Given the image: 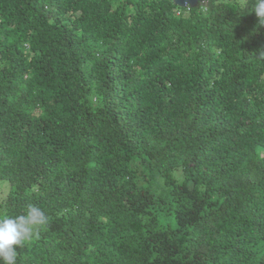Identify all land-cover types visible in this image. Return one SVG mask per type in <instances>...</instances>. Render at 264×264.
<instances>
[{
	"label": "trees",
	"instance_id": "16d2710c",
	"mask_svg": "<svg viewBox=\"0 0 264 264\" xmlns=\"http://www.w3.org/2000/svg\"><path fill=\"white\" fill-rule=\"evenodd\" d=\"M258 22L242 0H0V215L49 218L17 264H264Z\"/></svg>",
	"mask_w": 264,
	"mask_h": 264
},
{
	"label": "clouds",
	"instance_id": "9594fccd",
	"mask_svg": "<svg viewBox=\"0 0 264 264\" xmlns=\"http://www.w3.org/2000/svg\"><path fill=\"white\" fill-rule=\"evenodd\" d=\"M242 3L243 9L251 5L259 18L257 27L264 25V0H242ZM48 219L34 204H28L22 214L0 215V264H17L18 252L14 246L22 247L34 241L48 224Z\"/></svg>",
	"mask_w": 264,
	"mask_h": 264
},
{
	"label": "water",
	"instance_id": "95a60500",
	"mask_svg": "<svg viewBox=\"0 0 264 264\" xmlns=\"http://www.w3.org/2000/svg\"><path fill=\"white\" fill-rule=\"evenodd\" d=\"M204 0H174V2L180 7H197Z\"/></svg>",
	"mask_w": 264,
	"mask_h": 264
},
{
	"label": "rangeland",
	"instance_id": "374dc122",
	"mask_svg": "<svg viewBox=\"0 0 264 264\" xmlns=\"http://www.w3.org/2000/svg\"><path fill=\"white\" fill-rule=\"evenodd\" d=\"M7 188H8V187L5 185V186L3 187V192H5V191L7 190ZM4 194H5V193H4ZM4 194H3V195H4Z\"/></svg>",
	"mask_w": 264,
	"mask_h": 264
}]
</instances>
